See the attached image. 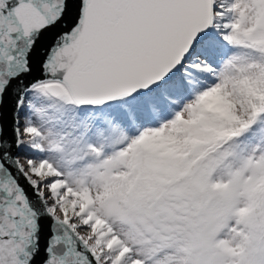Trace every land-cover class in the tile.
I'll return each mask as SVG.
<instances>
[{"label": "snow or ice", "instance_id": "obj_1", "mask_svg": "<svg viewBox=\"0 0 264 264\" xmlns=\"http://www.w3.org/2000/svg\"><path fill=\"white\" fill-rule=\"evenodd\" d=\"M0 264H264V0H0Z\"/></svg>", "mask_w": 264, "mask_h": 264}, {"label": "water", "instance_id": "obj_2", "mask_svg": "<svg viewBox=\"0 0 264 264\" xmlns=\"http://www.w3.org/2000/svg\"><path fill=\"white\" fill-rule=\"evenodd\" d=\"M51 37H52V34L51 33L46 34L45 37L42 40V45L43 46H46L48 43H50L51 42ZM45 235H46V232H45Z\"/></svg>", "mask_w": 264, "mask_h": 264}]
</instances>
